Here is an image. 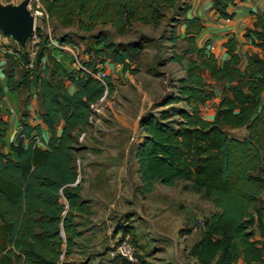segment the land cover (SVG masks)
<instances>
[{"label": "trees", "instance_id": "16d2710c", "mask_svg": "<svg viewBox=\"0 0 264 264\" xmlns=\"http://www.w3.org/2000/svg\"><path fill=\"white\" fill-rule=\"evenodd\" d=\"M238 1L214 0L213 8L220 18L232 19L228 8ZM43 4L63 28L86 33L111 26L118 35H127L135 23L159 27L171 14L174 27L186 25L188 48L183 55L196 59L189 61L186 76L174 91L140 118L142 137L135 149L139 191L144 195L157 183L173 187L183 181L184 192L214 204L218 211L205 220L203 234L191 248L198 264H264V205L258 207L264 200V15H257L255 29L246 32L263 55L246 53L244 59L238 41L230 38L224 44L228 59L220 64L207 48L209 41L198 46L204 26L198 17H185L190 9L187 0H43ZM56 39L76 49L67 37ZM93 39L95 47L84 67L93 72L102 69L110 53L124 73L139 71L135 64L141 55L139 44H115L102 32ZM171 40L176 42L177 37ZM19 50L8 68V87L13 92L32 87L38 91L43 108L39 117L49 140L47 149L38 147L30 134L33 130L40 134L41 127L24 122L5 152L8 124L0 121V264H69L61 257L71 254L79 235L72 211H85L90 204L82 200L79 185L70 186L77 177V155L86 150L78 145L79 137L90 125L91 105L102 97L105 85L83 70L70 71L52 57L46 36H41L32 69L26 68V49ZM200 68L223 84L212 121L203 117L202 106L216 98V91ZM106 85L111 95L115 84L110 77ZM242 128L247 130L244 138L226 131ZM26 139L31 140L27 145ZM61 195L68 200L65 215Z\"/></svg>", "mask_w": 264, "mask_h": 264}, {"label": "crops", "instance_id": "0c3cea01", "mask_svg": "<svg viewBox=\"0 0 264 264\" xmlns=\"http://www.w3.org/2000/svg\"><path fill=\"white\" fill-rule=\"evenodd\" d=\"M187 3L190 5V9L185 14V17L189 19L198 17L204 26L197 38L198 46L204 47L209 41L207 48L215 55L220 64H223L228 59L224 44L230 38H235L238 41V52L244 59L246 53L263 55L261 50L252 43V36L246 37V32L248 29H255L257 15H264V0L238 1L235 6L228 8L229 13H234L232 19L220 18L218 12L213 8L214 0H187ZM180 26L185 32L186 25L181 23ZM51 56L57 61L64 63L65 67L71 71L69 68L72 62L70 53L53 50L51 51ZM17 57L18 55L15 51L12 48H8L6 39H1L0 35V121L8 124L4 137L5 143L2 148L5 152L9 151L11 143L15 140L22 124L25 122L31 127H41L40 134H38L37 130L31 132V140H35V144L38 147L47 149L49 132L39 117V113L43 111V108L38 91L32 87L13 92L8 87V68L11 65V61L16 60ZM112 65L115 66L112 73L113 80L115 79L113 77L114 74H118L120 69L123 70V67L114 62ZM104 69L106 70V68ZM19 70H16L18 80L21 77ZM113 82L115 83L114 80ZM210 82L213 84V80ZM67 86L71 92L75 90L72 84L69 83ZM214 90L216 91V98L211 101L216 102L218 107L223 86L222 88H214ZM115 94H117V91L109 95L110 100L105 105L103 113L99 115L102 118L97 119L96 123L90 124L82 131V133L86 134L84 143L78 142L79 146L86 148V150L77 155V159L81 161L80 169L83 174V180L78 184L80 187L79 194L83 201H90V204L85 211H72L79 235L74 238L71 254L63 260V262L69 264L79 262L80 264H92L99 257L100 261L97 264H106L102 263V260L107 259V256H109L108 252L113 243V238L125 233V230L121 228V224L126 222L127 219L134 220L135 214L140 216L142 206H146V200L150 199V197L154 198L155 191L165 193L164 189H171L177 186L176 184L173 187H167L157 183L151 192L144 195L140 193L139 187L142 186V182L139 166L135 159V150L131 158H129L130 156L127 153V131L130 132V129H133L136 123L140 125V118L146 110L144 107L135 110V107L131 108L125 104L124 106H122L123 104L120 105ZM122 99L128 103L126 96ZM116 103L123 108V117H121L123 121L121 124L111 123L110 127H106L104 119L107 121L109 118H107L105 108H108L107 110L113 113L115 112V107L112 104L115 105ZM216 112L217 109L210 114L209 118L205 119L212 121ZM91 130L94 133L93 135L97 136L96 139L92 135ZM125 130L127 131L125 132ZM31 140L26 139L25 144H29ZM75 166L78 169L76 163ZM70 186L75 187L77 185L73 183ZM167 194H164V199ZM183 194H185V197L192 198V192L183 191ZM59 203L65 206L68 205V200L64 195H61ZM146 209L150 210L149 206ZM149 222L153 224L152 220ZM125 227H127V224L123 226V228ZM130 231L132 232L133 230ZM128 236L131 238L129 234ZM114 260L113 258L111 259V261ZM237 264L245 263L239 261Z\"/></svg>", "mask_w": 264, "mask_h": 264}, {"label": "rangeland", "instance_id": "374dc122", "mask_svg": "<svg viewBox=\"0 0 264 264\" xmlns=\"http://www.w3.org/2000/svg\"><path fill=\"white\" fill-rule=\"evenodd\" d=\"M1 2L4 5H20L23 1L1 0ZM172 16L173 14L169 15L159 27L135 23L127 35H118L111 26H99L94 33L80 32L77 28H63L57 21L54 23L51 33L53 37L62 39L67 37L75 45L76 52L83 62L87 61L92 51L91 49L95 47L93 36L98 32L106 34L110 42L115 44H139L141 55L135 61L139 71L136 74H131L124 73L120 69L118 74L115 73L113 76L115 77L113 79L115 81V91H117L115 95L119 100V104H123L122 106L125 104L131 108L135 107V110L144 107L146 111H149L158 99L174 91L178 85V80L186 76L189 61L196 59V55H183L185 49L188 48V42L180 24H176V27L173 26ZM0 35L1 39H6L8 48L20 53L19 49L22 46L18 41L13 37L5 36L2 31H0ZM173 36L177 37L176 42L171 40ZM178 56L183 57L180 63L172 61L174 57ZM111 59L112 55L108 53L107 61L102 67L106 68L108 77L112 79L115 66L112 65L113 61ZM107 63L109 64L106 66ZM73 65L72 61L69 66L71 71L78 70ZM200 73L207 81H211L207 71L200 68ZM222 86L221 83L213 81L215 89L222 88ZM122 96L128 98V103L123 101ZM109 100L110 97H108L107 103ZM112 105L115 107V112L113 113L108 111V108H105L107 118L110 119V121L107 118V121L104 119L106 127H110L111 123L121 124L123 121L121 119L123 117V108L117 103ZM216 109V102L210 101L203 105V117L209 118L210 114L215 112ZM101 118V116L97 115L96 119ZM130 130V132L125 130L128 133L127 153L130 156L129 158L132 157L137 142L142 137L138 123ZM226 131L230 136L237 138H243L247 135L245 128L237 130L226 129ZM91 133L92 135L94 134L92 130ZM93 136L95 139L97 138L96 135ZM184 184L183 181H180L176 187L164 189V192L168 193L165 199V193L155 191L154 198L150 197V199L146 200V206H142L140 216L135 214L134 220L127 219L126 222L121 224L122 230H125L123 235L129 234L131 236V241L136 246L137 254L143 264H198L197 260L191 255V248L203 234L204 229L200 219L206 220L218 210L212 202L203 199L195 193H192V198L185 197L182 190ZM159 197L162 198L157 199ZM262 205H264V200L261 199L258 207ZM147 206H149L150 210L146 209ZM147 220H152L153 224ZM126 224L127 227L125 229L123 226ZM130 230L133 231L131 232ZM116 238L118 237L113 238V242ZM110 258V255L107 256V259L102 260V263H123L117 259L111 261L112 258ZM99 261L100 257L92 264H97ZM76 264H80V262Z\"/></svg>", "mask_w": 264, "mask_h": 264}, {"label": "built area", "instance_id": "2783aa9c", "mask_svg": "<svg viewBox=\"0 0 264 264\" xmlns=\"http://www.w3.org/2000/svg\"><path fill=\"white\" fill-rule=\"evenodd\" d=\"M25 1V0H21ZM28 10L31 15L34 17V32L31 38L28 40L25 47L26 55L29 60V64L26 66L27 69H32L34 63L37 58L38 49L41 44V36H46L48 38L50 47L53 50H57L58 52H68L71 54L72 61L74 66L78 70H83L84 72L90 74L93 78L101 81L105 85V91L99 101L95 104L91 105L92 114L89 117V124H94L97 121V115L103 113V109L107 104V100L109 97V90L106 85V78L108 77V73L104 68H99L96 72H93L91 69H87L84 67L83 61L80 60L76 49L70 45H62L57 41V37L52 36V27L55 23V20L51 18L48 10L43 4V0H29ZM86 138V134L82 133L79 137V143H84ZM77 177L75 181V185H78L83 180V174L80 169L81 161L77 159ZM66 208L63 211L65 215L68 211L69 205H65ZM200 223L205 229V220L200 219ZM109 255L111 258L116 259L120 258L125 264H143L139 259V255L137 254L136 246L132 243L131 238L128 235L121 234L118 238H116L111 245L109 250ZM61 259H64L62 255Z\"/></svg>", "mask_w": 264, "mask_h": 264}, {"label": "water", "instance_id": "95a60500", "mask_svg": "<svg viewBox=\"0 0 264 264\" xmlns=\"http://www.w3.org/2000/svg\"><path fill=\"white\" fill-rule=\"evenodd\" d=\"M29 0L20 5H4L0 0V31L25 47L34 32V17L28 10Z\"/></svg>", "mask_w": 264, "mask_h": 264}]
</instances>
